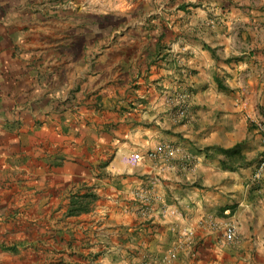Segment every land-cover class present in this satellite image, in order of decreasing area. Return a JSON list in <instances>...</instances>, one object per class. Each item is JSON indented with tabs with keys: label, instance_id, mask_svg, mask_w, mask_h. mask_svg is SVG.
Returning <instances> with one entry per match:
<instances>
[{
	"label": "crops",
	"instance_id": "obj_1",
	"mask_svg": "<svg viewBox=\"0 0 264 264\" xmlns=\"http://www.w3.org/2000/svg\"><path fill=\"white\" fill-rule=\"evenodd\" d=\"M161 1L90 0L100 14L89 15L102 23L130 4L132 11L140 3L150 8L132 32L153 41L143 80L136 75L118 82L111 65L115 50L103 52V63L95 59L91 71L94 61L86 53L75 58L68 51L79 40L72 35L55 55L59 60L46 68L35 59L26 69L34 81L1 86L0 264H264V177L249 186L264 154L257 121L251 120L262 100L260 93L241 97L243 87L260 82L264 61L252 71L257 65L245 61L247 51L240 47L263 30L252 29L250 20L257 17L241 14L232 0ZM144 22L150 29L145 38ZM259 54L264 58V50ZM14 61L8 60V72L20 75L25 70ZM239 69L242 79L225 82ZM76 73L82 84L75 87ZM65 80L79 86L68 108L56 106L55 90L68 86ZM172 91L189 93L187 120L172 121L173 109L164 102ZM20 101L23 106L6 111ZM161 144L175 147L176 157L133 161V154L145 156ZM236 144L249 162L236 172L199 152ZM182 152L193 158L188 167ZM140 190L160 199L147 218L135 206ZM90 191L98 196L90 212L66 217L70 197ZM230 206H236L232 216L220 217ZM208 220L234 224L236 242L222 244V232L207 227Z\"/></svg>",
	"mask_w": 264,
	"mask_h": 264
},
{
	"label": "rangeland",
	"instance_id": "obj_2",
	"mask_svg": "<svg viewBox=\"0 0 264 264\" xmlns=\"http://www.w3.org/2000/svg\"><path fill=\"white\" fill-rule=\"evenodd\" d=\"M222 1L227 4L225 0ZM262 2L264 0H232L231 2L232 4H237L236 8L240 10L241 14L245 13L248 17H257V19L250 20L252 23L250 27L252 29L261 27L263 30V34L257 36L262 41L254 38L249 42L247 40L245 43L240 42V47L246 50L247 52H245L248 54V58L245 61L251 59L257 65L252 67V71L259 70L260 67L262 68L261 63L264 61V58L259 54L264 50V21L259 19L262 16L261 13L264 12V7L260 6ZM141 5L140 3L137 6L139 8L136 11L130 9L133 7L131 4L125 9L120 8L121 12H118V16L113 15L112 20L102 23L98 18H91L90 15L94 14L98 16L100 13H98V5H93L90 0H0V92L1 86L7 83L11 84V80L14 82L19 80L24 82L27 79V81H34V73H29L32 70L26 69L33 65V62L36 61L35 59H37L40 67L44 65L46 68L55 60H59V56L55 57V55L62 54L61 51L65 50L62 46L68 45V43L65 44L67 42L65 36L72 35L78 36L79 40H73V47L68 51L75 58H77V55L82 58V52L86 53L91 62L94 61L91 64V71H94L95 59H98L102 54L104 55L103 52L115 50L114 62L110 64L113 66V71L118 77V82H125L129 77L134 81L136 80V75L138 78H141V76L144 78L145 73H148L150 70L148 64L149 58L147 59L146 57L144 59V57L148 52H152L153 41H144L136 35L133 36L132 32H136L137 29V24H134L135 20L143 19L144 17L147 19L150 11V8L144 6L145 4ZM245 8L251 11H243L242 9ZM155 16H159L158 13ZM145 24L144 22V25L140 26L141 33L144 34L143 38L146 36V31L150 30ZM33 31L35 33H31ZM52 50L55 52L52 53ZM10 59L15 60L14 63L17 62V66L23 67L25 71L20 75L9 73L10 66L7 62ZM97 62L103 63L99 59ZM6 65L9 66V69ZM98 69H101V67L98 66ZM250 72H247V80H250ZM238 73L241 74L240 78ZM243 74V70L239 69L232 77L225 76L223 79L225 82L226 79L230 81L233 77L238 80L242 79ZM75 76L76 87V85L82 84V81L78 73ZM260 77V82L257 85L253 82L254 80L252 81L253 89L248 90L243 87V94L241 95L243 98L244 94L256 93L258 95L260 93L262 103L257 104L255 110L261 117L259 118L258 115L251 118V120L256 121L262 119L261 113L264 110V74L261 73ZM143 78L141 79L143 80ZM66 82L67 80L64 81V84L68 85ZM134 86L136 87L137 85ZM75 87L72 88L68 85L55 90L56 93H59V98L56 99L59 100V103L56 104L57 107L68 108L72 90L77 92L79 88V86H77V89ZM17 92L21 93L19 90ZM65 94L67 98L63 99ZM13 97H16L17 100L22 99L17 94L13 95ZM20 102H17L16 105L9 103L6 111L9 109L12 111H9V113H13L14 109L23 106V103Z\"/></svg>",
	"mask_w": 264,
	"mask_h": 264
},
{
	"label": "built area",
	"instance_id": "obj_3",
	"mask_svg": "<svg viewBox=\"0 0 264 264\" xmlns=\"http://www.w3.org/2000/svg\"><path fill=\"white\" fill-rule=\"evenodd\" d=\"M210 25H214V21L210 20L208 22ZM189 98L190 95L186 91H172L170 94H166L164 96V102L166 106L173 109L171 113L172 121L179 122L183 120H187L188 118V109H189ZM263 119L259 120L255 123L257 132L259 133L262 142L264 144V110L262 112ZM178 154V151L175 147L171 145L161 144L158 145L155 149L148 151L145 156H142L139 153H135L132 156L133 161L139 162L142 161V159L146 158L149 160H167V159H173ZM180 155V160L184 162L185 166L188 167L192 164L193 158L190 154L182 152ZM264 177V154H262L258 162L256 163V166L254 168V171L250 177L249 180V186L257 184L262 178ZM134 197L137 202V210L140 213V215L144 218H147L151 212L152 202L156 198L150 193L148 190H140L138 192H135ZM160 200V199H159ZM165 206V205H163ZM163 211H169L174 212V210H171L169 208L163 207L161 210ZM207 227H209L212 230L220 231L222 232V238L223 243L227 244L228 246L231 244H234L237 240V228L232 223H218L214 222L212 220H208L206 222ZM163 264H169L168 260H163Z\"/></svg>",
	"mask_w": 264,
	"mask_h": 264
},
{
	"label": "trees",
	"instance_id": "obj_4",
	"mask_svg": "<svg viewBox=\"0 0 264 264\" xmlns=\"http://www.w3.org/2000/svg\"><path fill=\"white\" fill-rule=\"evenodd\" d=\"M208 50L212 53L213 56L215 55L213 50H211L210 48ZM226 61L228 62L229 59ZM220 83L221 82H219V88L227 89V86H224L222 83ZM199 152L202 153L205 158L211 161H216L221 169L228 172H236L249 164L246 157L242 153L239 144H236L230 148H223L217 145L207 146L201 148ZM97 198L98 196L92 191L76 193L72 195L70 197L69 205L66 210L65 216L77 217L81 214H86L90 212ZM135 206H137V202ZM235 208L236 206H230L229 208H226V210H228V213L225 215L222 214L220 215V217L229 218L230 216H232Z\"/></svg>",
	"mask_w": 264,
	"mask_h": 264
},
{
	"label": "clouds",
	"instance_id": "obj_5",
	"mask_svg": "<svg viewBox=\"0 0 264 264\" xmlns=\"http://www.w3.org/2000/svg\"><path fill=\"white\" fill-rule=\"evenodd\" d=\"M251 186H253V185H251Z\"/></svg>",
	"mask_w": 264,
	"mask_h": 264
}]
</instances>
